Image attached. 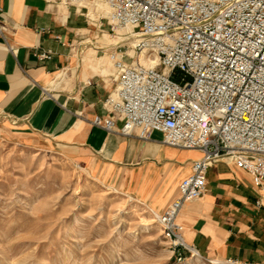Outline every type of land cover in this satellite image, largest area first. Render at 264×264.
Returning a JSON list of instances; mask_svg holds the SVG:
<instances>
[{"label":"built area","instance_id":"2783aa9c","mask_svg":"<svg viewBox=\"0 0 264 264\" xmlns=\"http://www.w3.org/2000/svg\"><path fill=\"white\" fill-rule=\"evenodd\" d=\"M63 1H102L112 32L140 36L131 54H110L116 86L103 102L106 114L91 124L143 141L158 133L161 144L201 153L155 217L179 260L186 252L202 257L186 242L179 216L203 198L215 164L227 160L247 174L259 195L256 206L264 208V0ZM5 32L0 25V35ZM52 58L51 51L38 55L41 62Z\"/></svg>","mask_w":264,"mask_h":264},{"label":"crops","instance_id":"0c3cea01","mask_svg":"<svg viewBox=\"0 0 264 264\" xmlns=\"http://www.w3.org/2000/svg\"><path fill=\"white\" fill-rule=\"evenodd\" d=\"M74 17L47 0H0L6 28L0 35V123L11 132L52 139L79 166L120 181L133 199L162 213L202 155L161 144L158 133L143 141L91 124L106 114L103 102L115 88V72L108 60H83L72 48L79 32ZM46 51L53 58L41 62L38 55ZM258 198L247 174L218 162L208 171L203 198L187 203L179 216L186 242L206 259L264 264Z\"/></svg>","mask_w":264,"mask_h":264},{"label":"rangeland","instance_id":"374dc122","mask_svg":"<svg viewBox=\"0 0 264 264\" xmlns=\"http://www.w3.org/2000/svg\"><path fill=\"white\" fill-rule=\"evenodd\" d=\"M47 1L75 15L79 32L70 44L83 60L97 56L113 66L112 52L131 54L140 40L127 29L111 31L102 1ZM105 177L52 139L0 123V264H211L189 252L179 260L158 211Z\"/></svg>","mask_w":264,"mask_h":264},{"label":"bare ground","instance_id":"6f19581e","mask_svg":"<svg viewBox=\"0 0 264 264\" xmlns=\"http://www.w3.org/2000/svg\"><path fill=\"white\" fill-rule=\"evenodd\" d=\"M95 2H101V1H95ZM99 4H101L102 6H104V8L106 7V10H105L106 12L105 13H107V15H109L110 14L109 8L104 3H103L104 5L102 3H99ZM99 4L97 3V5H99ZM135 36L140 37L139 35H135ZM138 42H136V43L138 44ZM133 44H135V43H133Z\"/></svg>","mask_w":264,"mask_h":264}]
</instances>
